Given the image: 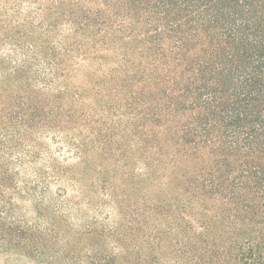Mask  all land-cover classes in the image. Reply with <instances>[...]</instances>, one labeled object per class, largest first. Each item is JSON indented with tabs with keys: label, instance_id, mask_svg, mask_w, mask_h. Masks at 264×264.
Returning <instances> with one entry per match:
<instances>
[{
	"label": "trees",
	"instance_id": "obj_1",
	"mask_svg": "<svg viewBox=\"0 0 264 264\" xmlns=\"http://www.w3.org/2000/svg\"><path fill=\"white\" fill-rule=\"evenodd\" d=\"M126 141L147 152L131 175ZM90 154L125 182L81 185L76 231L110 243L78 258L67 160ZM157 169L181 186V264H264V0H0V264H116L157 208L126 181ZM204 210L223 235L184 248Z\"/></svg>",
	"mask_w": 264,
	"mask_h": 264
},
{
	"label": "rangeland",
	"instance_id": "obj_2",
	"mask_svg": "<svg viewBox=\"0 0 264 264\" xmlns=\"http://www.w3.org/2000/svg\"><path fill=\"white\" fill-rule=\"evenodd\" d=\"M126 143H129V141H126ZM51 146V150L53 152L56 148H53V145ZM53 153L55 154L54 156H57L55 151ZM145 155H147V152H139L133 144L129 143L127 156L131 162H129L130 167L128 169V175H131V171L134 172L133 168L136 167V171L138 168H142L140 163H136L133 166L132 164L139 161L140 156L144 157ZM90 157L91 159H88L86 164H78V159L72 156H69L67 160V164L74 166L72 175L70 176V184H72V189H74V191L70 190V194L71 196L76 195L78 197V200H74V202L79 203V206L75 205V203L73 204V206L75 205L77 209H75L70 216L72 227L70 228L69 225H66L64 221H62L59 236L66 238V241L69 240L67 250L69 255H67L72 256L74 254L77 255L78 258L86 251H90L92 254H98V251L101 250L103 253L104 249L108 248L110 243L104 234L99 236L94 234L79 237V234L76 231L77 226L80 224H83L82 226H84V224H86L85 222L87 221L85 220L90 216L87 217V215L84 216V214L89 209L90 204L92 202L95 203L96 198L94 195V189H90L88 192L90 194L87 196L81 197V185L85 184L87 186H84L83 188H88V180L91 176H95L96 180L97 177L99 179L100 185L97 187V192L100 191L101 185L114 183L115 185H119L123 188V184L125 182L121 181V170H119L120 173L111 170L108 165L109 161H104L102 159L95 160L91 154ZM146 157L147 156H145V158ZM178 169L181 172V166ZM159 170L160 169L155 170V176L148 179V181L135 180V183L133 184L126 181L125 189L127 193L131 192V196L136 199L133 200L138 201L141 204L144 203L146 206H148V204H150L149 206L156 205L155 207L157 208L146 212L147 214L145 215L146 218L144 222L147 224H141L142 229L140 231L137 230L133 234L124 230V228L120 230L118 238L122 244H120L119 241L118 244L120 245V248L121 246L124 248V255L120 260L116 261V264H181V191L180 189L175 188L180 185L177 182H172L170 176L165 177L167 175V171L160 173ZM127 180H129V178H127ZM96 182H94V186H96ZM148 182H151L154 186H148ZM56 189L57 188L55 187L53 191ZM174 190L178 194H176ZM116 193L122 195V192L120 193L117 189ZM142 194H145L146 196L148 194V196L151 197L146 199V197ZM98 200V202L101 203V200ZM158 201L162 203H159ZM204 211L205 212L203 214L206 216L210 225L209 236L203 238V243L201 241L198 242V240L196 242L193 241L194 243L192 244L185 243L183 244L184 248L192 245L202 247L207 240H209L211 244L213 238L216 240L218 237L223 235V232L218 230L219 226L215 225V221L210 220L209 216H213L211 212H208L207 210ZM140 214H142L141 210ZM136 228L139 229L138 227ZM184 228L185 227L183 226V234H185ZM93 247L97 252L92 250ZM161 250H163L164 254H161ZM186 253V259H188V254L191 253V249L188 252L186 251Z\"/></svg>",
	"mask_w": 264,
	"mask_h": 264
}]
</instances>
